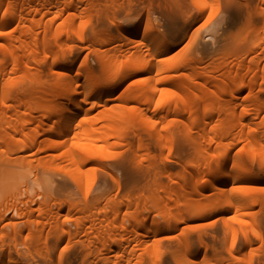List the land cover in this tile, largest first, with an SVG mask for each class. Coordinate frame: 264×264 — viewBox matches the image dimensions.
I'll return each mask as SVG.
<instances>
[{"label":"bare ground","instance_id":"obj_1","mask_svg":"<svg viewBox=\"0 0 264 264\" xmlns=\"http://www.w3.org/2000/svg\"><path fill=\"white\" fill-rule=\"evenodd\" d=\"M165 1L170 33L150 7L104 42L87 29L98 0H0V264H161L201 219L227 255L239 235L245 264L263 254L264 0ZM49 172L82 200L50 195L69 183ZM197 239L178 264H197Z\"/></svg>","mask_w":264,"mask_h":264},{"label":"rangeland","instance_id":"obj_2","mask_svg":"<svg viewBox=\"0 0 264 264\" xmlns=\"http://www.w3.org/2000/svg\"><path fill=\"white\" fill-rule=\"evenodd\" d=\"M162 2L164 4H162ZM166 2V1H165ZM164 0H160V3L162 5H168V3L166 2L165 4ZM99 6H98V10L101 13V18H98L97 15H93L91 16L89 25L87 27V29L93 30V28L97 31V33L99 34V37L101 38V40H103L104 42H107V40L109 39L108 35L109 34H113L114 36H116L117 31H116V20L120 17L126 16L127 13L129 17H133L134 15L137 14H144L147 9H149L150 7H152V9L155 11L154 15L151 16V20L157 22H160L159 24L162 25V32L164 31L165 34L170 33L169 30L164 27V24L166 22L167 19V11H169V7L167 6H162L161 4H159V1L157 0H113L112 3L106 1V0H98ZM124 6V7H123ZM161 7V8H160ZM120 8L122 9L121 11H123L121 14L119 13V15H117L115 18L112 17L113 14H115L118 10L120 11ZM166 8V12L163 11ZM168 8V10H167ZM193 15V17H197L196 12L194 10L188 11L186 12V15ZM91 15V13H90ZM109 15V16H107ZM186 16V17H187ZM152 17L157 18V19H152ZM184 18H182V23H184ZM101 19V20H100ZM204 21V17L201 16L199 17L196 21H193L190 23L189 28L190 31L195 30V29H199L201 24ZM157 22V23H158ZM164 22V23H163ZM163 23V24H161ZM181 23V24H182ZM94 26V27H93ZM93 27V28H92ZM86 29V30H87ZM90 30L86 31L87 35H89ZM175 33L178 32H174ZM190 33V32H189ZM179 35V36H178ZM178 35L176 37H178V42L179 44L177 45V48L181 49L183 47V49H186L187 43H188V34L187 35H180L178 33ZM93 53V49L91 47L86 46L85 44L83 45V54H87L89 57H91V55ZM120 89L117 90L116 92H114V94L112 95V97L117 96L120 92ZM126 150L125 147L120 148V151H124ZM100 168H96L95 173L97 172V177L103 175L102 170L100 171ZM98 171L99 174H98ZM39 172V170H38ZM50 177H53L54 183L58 184L62 183L63 181H65L66 183H69V186H65L63 189L61 190H57L56 188H53L51 191H48V193L52 196H57V197H66L72 200H82V194L74 187V185L68 180L66 179L64 176H62L60 173L58 172H49ZM96 186V187H95ZM99 186L98 183H96L94 185V189H96ZM40 200H42V198H40ZM64 213V210H61V214ZM62 219V217H60V220ZM255 224L261 228V232H262V242H259L258 240L254 241L252 244V248H257L261 245V250L264 251V211L261 210L259 212L256 213L255 215ZM203 221L198 220L196 222H189L187 224H182L180 227L183 228H179L177 231V234L180 230L179 233H181V231H183L185 236H169L170 238H165V242H163V245H160L157 249V255L160 257V263L161 264H178L177 263V244L179 242V238H184L186 237L189 242H190V246L192 249H195L199 246V241H198V237L201 238V240L203 241V243H205L207 245V248L205 250H201L200 253V257L197 258L196 263L197 264H225L226 262H229L228 264H245V259L247 257V255L249 254L248 252V248L245 247L244 244V240L240 238L241 235H239L238 241H237V245H235V249L234 252L232 254V256H229L225 253V248L227 246V242L228 239L223 236V231H220L221 234L219 233L218 235H215L214 233L210 234V230L212 227L205 228L204 229V224L202 225ZM3 225L0 222V226ZM66 225L69 227V229H74V225L72 222H68L66 223ZM2 227V226H1ZM185 228V229H184ZM184 229V230H183ZM208 229V230H207ZM3 230L5 231V237L3 242H0V250L2 249H6L7 246H11L12 244V234H11V228L8 226H4ZM206 230V231H205ZM175 231V233H176ZM205 232V233H203ZM174 234V233H173ZM215 236H214V235ZM168 237V236H167ZM21 240V237L19 238V241ZM50 242L53 240V238L49 237ZM163 241V239L161 240ZM50 244V243H49ZM162 244V242H161ZM61 247V246H59ZM56 250V252L59 250ZM13 254L16 255L17 253L15 252V250H13ZM221 256H224V259L221 260ZM220 259H219V258ZM257 258V259H256ZM254 259V263H257V260L259 261H263L264 258V252L262 254V252H260V257H256ZM42 259V257H41ZM218 259V260H217ZM227 259V260H225ZM204 260V261H202ZM220 260V261H219ZM225 261V262H224ZM146 264V263H144ZM149 264H152L151 262H149Z\"/></svg>","mask_w":264,"mask_h":264},{"label":"snow or ice","instance_id":"obj_3","mask_svg":"<svg viewBox=\"0 0 264 264\" xmlns=\"http://www.w3.org/2000/svg\"><path fill=\"white\" fill-rule=\"evenodd\" d=\"M0 35H2V33H0Z\"/></svg>","mask_w":264,"mask_h":264}]
</instances>
